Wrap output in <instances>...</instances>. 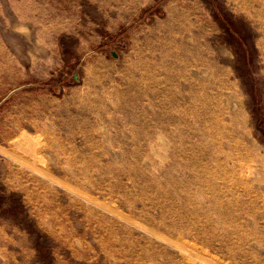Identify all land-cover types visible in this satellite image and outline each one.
Instances as JSON below:
<instances>
[{
  "label": "rangeland",
  "instance_id": "obj_1",
  "mask_svg": "<svg viewBox=\"0 0 264 264\" xmlns=\"http://www.w3.org/2000/svg\"><path fill=\"white\" fill-rule=\"evenodd\" d=\"M0 264H264V0H0Z\"/></svg>",
  "mask_w": 264,
  "mask_h": 264
},
{
  "label": "bare ground",
  "instance_id": "obj_2",
  "mask_svg": "<svg viewBox=\"0 0 264 264\" xmlns=\"http://www.w3.org/2000/svg\"><path fill=\"white\" fill-rule=\"evenodd\" d=\"M185 63H186V62H185ZM185 63H184V64H185ZM188 64H189V63H188ZM194 64H195V63H194ZM196 65H197V64H195V67H196ZM183 66H185V65H183ZM191 66H192V63H191ZM185 68H186V67H185ZM192 68H193V67H192ZM188 69H189V68H188ZM196 69H197V68H196ZM217 70H219V69H217ZM187 71H188V70H187ZM220 73H221V72H220ZM187 76H188V75H187ZM191 76H192V75H191ZM188 77H189V76H188ZM192 77H193V76H192ZM186 78H187V77H186ZM184 80H186V79H184ZM186 81H187V80H186ZM189 81H191V79H189ZM214 81H215V80H214ZM224 81H225V80H224ZM191 82H192V81H191ZM228 82L230 83V81H228ZM192 83H195V82H192ZM231 83H232V82H231ZM184 84H185V83H184ZM195 84H196V83H195ZM197 84H198V83H197ZM207 85H208V84H207ZM188 86H189V85H188ZM190 86H191V85H190ZM197 86L199 87V84H198ZM191 87H192V86H191ZM195 87H196V86H195ZM195 87H194V88H195ZM205 87H208V86H205ZM205 87H204V88H205ZM233 87H234V86H233ZM204 88H203V89H204ZM209 88H210V87H208V90H209ZM214 88H215V87H214ZM216 89H217V88H216ZM218 89H220V88H218ZM218 89H217V91H218ZM208 90H207V91H208ZM221 90H222V89H221ZM191 91H193V90H191ZM205 91H206V89H205ZM205 91H204V92H205ZM215 91H216V90H215ZM222 91H223V90H222ZM209 93H210V91H209ZM221 93H222V92H221ZM221 93H220V95H221ZM196 94H197V93H196ZM205 94H206V93H205ZM212 94H213V93L211 92V95H212ZM183 95H185V93H184ZM190 95H191V94H190ZM193 95H194V94H193ZM195 96H196V95H195ZM199 96L201 97L202 95L199 94ZM208 96H209V95H208ZM223 96H224V94H223ZM180 97H181V96H180ZM191 97H192V96H191ZM196 97H197V96H196ZM202 97H203V96H202ZM210 97H211V96H210ZM210 97H209V99H210ZM216 97H217V96H216ZM218 97H220V96H218ZM198 98H199V97H198ZM204 98H205V96L203 97V101H204ZM206 98H207V97H206ZM211 98H212V97H211ZM192 99H193V98H192ZM213 99H214V98H213ZM183 100H184V99H183ZM187 100H188V99H187ZM200 100H201V98H200ZM207 100H208V99H207ZM214 100H215V99H214ZM221 100H222V99H221ZM221 100H220V101H221ZM210 101H211V100H210ZM218 101H219V100H218ZM205 102H207V101L205 100ZM208 102H209V101H208ZM222 102H223V101H222ZM182 103H184V102H182ZM204 104H205V103H204ZM210 104H211V103H210ZM214 104H216V103H214ZM180 105H181V104H180ZM220 105H221V104H219V106H220ZM206 106H207V105H206ZM216 106H218V105H216ZM221 106H223V105H221ZM180 107H181V106H180ZM204 107H205V106H204ZM211 107H212V106H211ZM226 107H227V106H226ZM208 108H209V107H208ZM213 108H215V107H213ZM213 108H212V109H213ZM224 108H225V106H224ZM178 109H179V108H178ZM222 109H223V107H222ZM225 109H228V108H225ZM203 110H204V109H203ZM207 110H208V109H207ZM185 111H186V109H185ZM205 111H206V110H205ZM208 111H209V110H208ZM236 112H237V111H236ZM207 113H208V112H207ZM207 113H206V114H207ZM212 113H213V112H212ZM222 113H223V112H222ZM224 113H225V112H224ZM224 113H223V114H224ZM210 114H211V112H210ZM177 115H179V114H177ZM211 115H212V114H211ZM219 115H221V112H219ZM231 115H233V114H231ZM179 116H180V115H179ZM182 116H183V115H182ZM184 116H185V115H184ZM212 116H213V115H212ZM176 118H177V117H176ZM232 118H233V117H232ZM178 120H179V119H178ZM209 121H210V120H209ZM179 122H180V121H179ZM215 123H216V122H215ZM226 123H227V122H226ZM182 124H183V121H182ZM185 124H186V123H185ZM176 125H178V124H176ZM216 125H217V124H216ZM221 125H222V124H221ZM221 125H220V127H221ZM181 126H183V125H181ZM218 126H219V125H218ZM223 126H224V125H223ZM174 127H175V126H174ZM228 127H229V126H228ZM228 127H227V129H228ZM221 128H222V127H221ZM183 129H184V128H183ZM183 129H182V130H183ZM185 129H186V127H185ZM185 129H184V130H185ZM231 129H232V128H231ZM178 130H179V128H178ZM186 130H187V129H186ZM225 130H226V129H225ZM228 130H229V129H228ZM235 130H236V129H235ZM187 131H188V130H187ZM230 131H231V130H230ZM246 131H247V130H246ZM224 132H225V131H224ZM179 133H181V131H180ZM187 133H188V132H187ZM191 133H192V132H191ZM227 133H228V132H227ZM235 133H236V132H235ZM184 134H185V133H184ZM184 134H183L182 136H184ZM225 134H226V132H225ZM229 134H230V132H229ZM233 134H234V133H233ZM209 135H210V134H209ZM223 135H224V134L222 133V137H223V139H224L225 136H223ZM235 135H236V134H235ZM179 136H180V135H179ZM230 136H231V135H230ZM226 137H227V136H226ZM226 137H225V139H226ZM238 137H240V136L238 135ZM238 137H237V135H236L235 138H238ZM231 138H232V137H231ZM235 138H234V139H235ZM241 139H242V138H241ZM227 140H228V138H227ZM230 140H231V139H230ZM233 141H234V140H233ZM235 141H236V140H235ZM228 142L230 143V141H228ZM232 143H233V142H232ZM234 143L237 144V142H234ZM236 144H235V145H236ZM230 145H231V144H230ZM234 147H235V146H234ZM234 149H235V148H234ZM159 204H160V203H159ZM160 205H161V204H160ZM162 205H163V204H162ZM158 208H159V207H158ZM163 208H164V207H163ZM163 208H162V209H163ZM176 216H177V215H176ZM176 221L178 222V220H176ZM177 222H176V225L178 226ZM181 223H182V222H181ZM173 226H174V225H173ZM179 226H180V225H179Z\"/></svg>",
  "mask_w": 264,
  "mask_h": 264
}]
</instances>
